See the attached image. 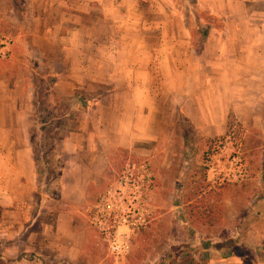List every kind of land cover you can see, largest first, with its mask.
I'll return each mask as SVG.
<instances>
[{"label": "rangeland", "instance_id": "374dc122", "mask_svg": "<svg viewBox=\"0 0 264 264\" xmlns=\"http://www.w3.org/2000/svg\"><path fill=\"white\" fill-rule=\"evenodd\" d=\"M12 1L21 19L27 6L23 0ZM83 1L36 0L29 10L41 13L42 26H53L54 41L84 20L94 24L93 30L102 31L103 26L91 16L118 12L114 7L118 0H107L105 10L98 4L93 15L82 13L87 12L82 11ZM125 1L131 5L134 0ZM174 3L188 25L196 27L202 14L197 13L196 0ZM25 25L17 17L12 22L0 16V251L9 244L17 255L0 258V264H163L173 244L238 235V222L264 196L260 128L233 117L227 134L207 136L189 118H169L168 133H162L157 142L139 144L152 149L145 156L112 135L107 166L96 159L89 182V170L83 164L87 154L85 150L77 153L71 144L88 142L87 133L94 126L86 124V112L72 109L68 101L57 97V77L50 62L62 56L60 48L42 43L41 56ZM71 58L70 54L67 59ZM76 114L82 115L80 122L66 127ZM42 120L45 130L39 124ZM54 128L62 131V137L52 143L47 132ZM167 152L176 159L169 168L164 166ZM32 171L37 175L33 181L28 175ZM105 196L112 198L105 202ZM102 207L130 214L131 219L141 217L139 226L126 232L131 251L125 256L111 253L109 240L94 222ZM58 222H62L59 231ZM243 241L264 249V217L246 230ZM248 249L236 247L235 257L242 260Z\"/></svg>", "mask_w": 264, "mask_h": 264}, {"label": "crops", "instance_id": "0c3cea01", "mask_svg": "<svg viewBox=\"0 0 264 264\" xmlns=\"http://www.w3.org/2000/svg\"><path fill=\"white\" fill-rule=\"evenodd\" d=\"M106 1L84 0L82 11L87 12L82 13L92 14L96 5L105 10ZM35 2L23 0L28 11L19 19L14 2L0 0V16L26 23L24 31L33 36L34 49L41 56L42 43L60 48L62 56L50 62L60 96L79 91L92 96L85 112L86 124L92 123L94 130L87 133L88 142L71 144L77 153L85 150L87 154L83 164L89 170V182L96 159L107 166L112 135L145 156L152 149L139 144L157 142L162 133H168L169 118H189L202 135L221 136L235 117L242 123L252 122L264 134V0H196L198 15L202 10L213 21L223 22L218 27L198 16L196 25L210 26L206 36L188 25L174 0H134L131 5L118 0L116 14H92L102 31L93 30L94 24L84 20L55 41L53 26H42L41 13L30 12ZM164 161L169 168L176 159L167 152ZM28 175L32 181L37 178L33 171ZM61 226L58 222L56 230ZM39 248L42 252V244ZM4 256L17 255L8 244L0 251V258ZM211 264L245 263L231 257Z\"/></svg>", "mask_w": 264, "mask_h": 264}, {"label": "trees", "instance_id": "16d2710c", "mask_svg": "<svg viewBox=\"0 0 264 264\" xmlns=\"http://www.w3.org/2000/svg\"><path fill=\"white\" fill-rule=\"evenodd\" d=\"M199 13L208 16L210 22L208 24H214L218 27L222 26V22H219V19L213 21L212 16L205 11L199 10ZM201 14V16H202ZM204 17V16H203ZM206 19V18H205ZM216 22V23H215ZM218 22V23H217ZM205 29L200 27L198 24L196 25L197 29L202 32L203 36H206L210 26L206 25ZM199 40H203V37ZM59 99L66 100L70 103L71 108L77 111H86L89 109L93 102V98L91 95L85 93L84 91H79L75 93L73 96L64 97L57 96ZM82 115L76 114L74 116L71 124L65 125L69 127L72 123H79ZM41 123L42 129L45 130V122L42 120ZM230 126V124H229ZM34 130L32 129V136H34ZM42 130V131H43ZM48 141L54 143L56 139L62 137V131H58V128H54L52 131L47 132ZM32 144L34 145V153L36 154V164L39 165V159L37 157V148L35 147V140L32 137ZM38 172L42 173L41 169H38ZM256 206L254 211H251L247 214L241 221L237 224V232L238 235H231L224 239H203L199 243L192 242H181L179 244H173L170 247L168 256L163 264L169 263L173 264V262H177L178 264H211L213 261L224 260L226 258H231L236 256V247L238 246H247L248 255L242 256V261L245 264H257L264 263V249L260 246H248L244 243L243 238L246 233V230L252 226L253 224L259 222L264 217V196H259L256 199ZM3 207L0 205V217L2 215ZM256 251V254L253 250Z\"/></svg>", "mask_w": 264, "mask_h": 264}, {"label": "built area", "instance_id": "2783aa9c", "mask_svg": "<svg viewBox=\"0 0 264 264\" xmlns=\"http://www.w3.org/2000/svg\"><path fill=\"white\" fill-rule=\"evenodd\" d=\"M111 194L112 190L109 191ZM117 195L118 192L115 191ZM113 195V194H112ZM120 197V195H118ZM111 196H105L104 201L109 202ZM141 217L131 219L130 214H123L112 207L100 208L95 217V224L99 226L101 231L109 240V249L116 257H122L131 251L130 235L126 232L133 231L140 224ZM122 227H126L127 231H120Z\"/></svg>", "mask_w": 264, "mask_h": 264}]
</instances>
